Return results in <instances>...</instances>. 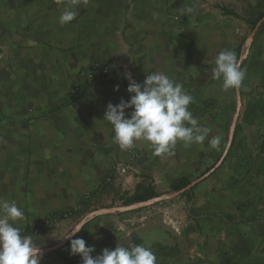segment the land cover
I'll return each instance as SVG.
<instances>
[{"label": "crops", "instance_id": "1", "mask_svg": "<svg viewBox=\"0 0 264 264\" xmlns=\"http://www.w3.org/2000/svg\"><path fill=\"white\" fill-rule=\"evenodd\" d=\"M236 5L82 0L76 19L61 25L56 0H0V199L24 211L18 226L43 252L40 264H82L62 237L92 208L122 203L139 186L169 191L219 154L220 144L212 148L207 140L188 148L178 143L164 157L140 142L120 150L103 116L109 103L130 98L125 73L141 84L156 72L182 83L193 97V116L211 128L209 139L220 137L233 90L224 91L211 70L219 52L237 48L246 76L234 154L183 198L189 210L135 225L126 215L101 214L72 239L94 246L93 257L121 244L151 249L157 264H264V22L243 52L252 32L247 21L254 19L223 13L240 15ZM186 8L191 12L182 14ZM204 94L215 99L217 120Z\"/></svg>", "mask_w": 264, "mask_h": 264}, {"label": "clouds", "instance_id": "2", "mask_svg": "<svg viewBox=\"0 0 264 264\" xmlns=\"http://www.w3.org/2000/svg\"><path fill=\"white\" fill-rule=\"evenodd\" d=\"M63 5L58 22L66 25L76 19L77 6L82 0H56ZM191 12V8L181 9ZM212 68V79L222 81L224 91L239 90L246 72L241 68L234 51L223 50L216 56ZM129 81V99L118 104L109 103L103 120L113 129V142L122 151L132 149L138 142L146 144L154 156L172 154L178 143L185 148L203 145L207 140L212 148L220 144V137L209 139L211 129L202 126L190 111L193 97L183 84L174 81L163 72L149 73L143 83H137L130 72L125 73ZM117 86V90H118ZM131 109L126 113V110ZM25 218L24 211L15 202L0 199V264H40L41 249L31 236L22 235L18 226ZM77 224L62 238L70 240V255H79L82 264H157L155 253L142 245L123 246L114 250L105 248L93 257L94 246H86L83 238H75L84 228Z\"/></svg>", "mask_w": 264, "mask_h": 264}, {"label": "rangeland", "instance_id": "3", "mask_svg": "<svg viewBox=\"0 0 264 264\" xmlns=\"http://www.w3.org/2000/svg\"><path fill=\"white\" fill-rule=\"evenodd\" d=\"M236 1H237V5L236 6L239 8L238 12L240 13V15L238 14L239 17L244 16V17H249V18H252V19H256L258 17V15L255 17L254 16L255 12L258 11V10L264 9V0H256V5L255 6L253 4H251V3H249V0H236ZM125 3H126V1H125ZM173 19L177 21V20H179V16H173ZM241 20H244V19H241ZM125 25H126V23L124 24V26ZM249 28H250L249 30L252 31L253 27H251L249 25ZM249 33H250V31H249ZM249 33L246 34V36L244 37V39L242 41L243 52H245V49H246L245 43H246L247 37L249 36ZM241 63H242V61H241ZM241 63H240V65H241ZM92 70H94V69H92ZM235 92H236V90H233V92L230 90V97H231L230 98L231 99L230 108L228 109V111H227V108H226L224 113H223V116H222L223 122H224V127L221 128L220 134H219L220 135V139H221L220 147H219V151H218L219 154L216 157L213 165H211L210 167L206 168L205 171L207 169H209V170L212 169L217 164L218 160L220 159L221 155L223 154V152H224V150L226 148L227 141H228V138H229V132H230V130L232 128V125H233V120H234V115H235V110H236V105H237V98H236V93ZM220 93H224V92L221 90ZM213 95H215V94H213ZM215 96H217V95H215ZM224 96H226V94ZM212 97H214V96H212ZM220 97H222V96H220ZM205 98H206V94L203 95V99H205ZM214 100L215 99H212V98L205 99L204 105L207 108H210L209 117H212V119L217 120L219 118V112L218 111H214V109H216V108L219 109V107H217V106L213 107V106H215V103L212 102ZM216 101H217V99H216ZM240 109H241V104H240ZM239 114H240V110H239ZM238 120H239V115H238V117L236 119V122H235L234 131H235V128L237 127ZM209 129H211V128H209ZM232 141H233V139H232ZM231 144H232V142H231ZM230 147H231V145H230ZM229 150H230V148H229ZM234 150H235V148H234ZM228 153H229V151H228ZM233 154H234V152H233ZM225 161H226V158L224 159L223 163L220 166H218L213 172H217L218 170H220L222 168V166L224 165ZM226 166H229V163H226L225 168H226ZM204 172H202V173H204ZM202 173L195 174L193 177H191V181H193L196 178H198V177H200V176L205 174V173L204 174H202ZM158 193L160 194L161 197H163V196H165L167 194H171V193H174V192L169 190V191L158 192ZM183 198L184 197H180L179 196V197H176V198H173V199L162 200L160 202L154 203V204H152L150 206H147V207H138V208H136V209H134V210H132L130 212L116 213V214H111V215H117V216L126 215L125 219L127 218L126 220H128L127 221V225L128 224L135 225L142 218H144V219L145 218H151V220H155V219L161 220L164 216L168 215L170 212L179 213V212H186L187 210H189L190 203L189 204L188 203L187 204L184 203V199ZM182 202L184 203L183 205H181ZM122 207H126V206H122L121 202H118L116 205L114 203H112L109 206H97V207H94V208L91 209L90 213H93V212H96V211L115 209V208H122Z\"/></svg>", "mask_w": 264, "mask_h": 264}, {"label": "water", "instance_id": "4", "mask_svg": "<svg viewBox=\"0 0 264 264\" xmlns=\"http://www.w3.org/2000/svg\"><path fill=\"white\" fill-rule=\"evenodd\" d=\"M263 22H264V16L255 24V26L252 29V32L250 33V35L246 39V43H245L246 53L248 52V50H249V48L251 46V43L253 41V38H254V35H255L256 31L258 30V28L260 27V25ZM243 58H245V55L243 56ZM235 93H236V98H237V105H236L233 125H232V128H231L230 132H229V138H228V141H227V145H226V148H225L223 154L221 155L220 159L218 160L217 164L212 169H210L204 175H202V176L196 178L195 180L191 181L190 184H188L185 188H183V189H181V190H179L177 192H174V193H171V194H167V195H165L163 197H161V196L160 197H156V198L150 199V200H148L146 202L133 204V205H130V206H127V207L115 208V209H109V210H103V211H96V212H93L90 215H88L83 222H85V221H87L89 219H92V218H94L97 215L130 212V211H132V210H134V209H136L138 207H147V206H150V205H152L154 203L160 202L162 200H168V199H173V198L179 197V196L183 195L185 192H187V191L191 190L192 188H194L196 185H198L203 180H205L218 166H220L223 163L224 159L226 158V156L228 154V151H229L232 139H233L235 122H236V119H237V117L239 115L240 104H241V98H240L239 90H236ZM42 253L43 252L41 251L40 254H42Z\"/></svg>", "mask_w": 264, "mask_h": 264}, {"label": "trees", "instance_id": "5", "mask_svg": "<svg viewBox=\"0 0 264 264\" xmlns=\"http://www.w3.org/2000/svg\"><path fill=\"white\" fill-rule=\"evenodd\" d=\"M223 13L225 15H230V16H233L234 18L236 19H240L239 15H237L236 13H234L233 11H230V10H226V9H223ZM264 16V12H262L261 14L258 15V17L252 21H247V23L251 26V27H254L255 24ZM238 60L241 56V48H237L236 50H234ZM237 134H238V126L235 128V131H234V136H233V141H232V144H231V147H230V150H229V153L226 157V160L229 159L232 155H233V152H234V148H235V143H236V137H237ZM209 169H207L204 173L208 172ZM202 173V174H204ZM191 182V179L188 178V177H181V178H178L176 179L175 181H173L170 185V189L171 191L173 192H177L183 188H185L188 184H190ZM195 188V187H194ZM194 188H192L191 190L185 192L183 195H181L180 197H186V198H191L192 196V193H193V190ZM156 197H160V194L157 193L153 188L149 187V188H143L141 186L137 187L135 192L133 193V195L131 196H125L123 199H122V206H129V205H132V204H135V203H143V202H146L150 199H153V198H156Z\"/></svg>", "mask_w": 264, "mask_h": 264}]
</instances>
